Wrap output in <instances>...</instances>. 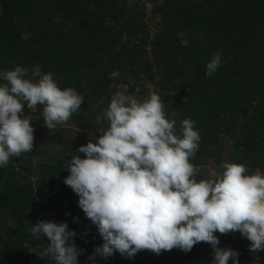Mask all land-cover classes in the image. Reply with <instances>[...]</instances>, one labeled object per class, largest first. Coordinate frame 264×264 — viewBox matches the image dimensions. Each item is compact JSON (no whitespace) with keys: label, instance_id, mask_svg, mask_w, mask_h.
<instances>
[{"label":"trees","instance_id":"trees-1","mask_svg":"<svg viewBox=\"0 0 264 264\" xmlns=\"http://www.w3.org/2000/svg\"><path fill=\"white\" fill-rule=\"evenodd\" d=\"M179 31L187 34L186 46ZM217 51L221 63L206 77V63ZM16 65L27 68L29 76L36 67L50 72L61 89L72 87L81 95L80 107L68 119L81 128L106 129L104 110L116 91L157 94L177 130L182 119L194 121L200 140L189 159L197 181L206 179L207 164L220 173L225 156L243 164L248 174L264 171V0H0V71ZM113 70L119 72L115 78L109 76ZM42 107L25 102L21 115L40 124ZM221 135H228V149ZM41 157L32 149L0 168V264H54L40 256L47 237L33 239L29 232L38 220L67 221L76 232L73 242L84 250L78 261L91 264L88 256L101 237L95 225L82 221L77 195L63 183L68 173L62 159L51 163ZM214 235L218 247L237 251L238 264H264V250L252 253L239 231ZM211 260L206 242L188 252L173 248L158 255L139 250L131 259L119 253L95 257L96 264Z\"/></svg>","mask_w":264,"mask_h":264},{"label":"clouds","instance_id":"clouds-1","mask_svg":"<svg viewBox=\"0 0 264 264\" xmlns=\"http://www.w3.org/2000/svg\"><path fill=\"white\" fill-rule=\"evenodd\" d=\"M186 35L177 32L181 46L188 43ZM220 63L217 51L206 63L205 76ZM118 75L117 70L109 73ZM82 101L72 87L61 89L50 72L38 67L31 76L20 65L0 71V168L33 148V128L21 115L25 102L29 108L43 106V125L51 130ZM104 115L106 129L95 142L89 139L76 148L63 178L102 240L88 256L91 264L97 256L106 259L114 253L131 259L139 250L188 252L198 242L210 245L209 264H228L230 258L238 264L237 251L218 247L215 232L239 231L252 253L264 250V175L223 162L219 174L197 181L189 159L200 140L194 121L182 119L177 130L157 94L138 100L116 91ZM29 232L33 239H48L47 244L42 240L41 257L54 264H80L77 257L84 250L73 242L76 232L67 221L38 220Z\"/></svg>","mask_w":264,"mask_h":264},{"label":"rangeland","instance_id":"rangeland-1","mask_svg":"<svg viewBox=\"0 0 264 264\" xmlns=\"http://www.w3.org/2000/svg\"><path fill=\"white\" fill-rule=\"evenodd\" d=\"M142 8L145 10L147 14H149L150 10V4L145 3L142 4ZM127 94V93H126ZM128 95L133 96L134 98L138 100H143L147 98L148 96H139L134 93H130ZM26 119L30 120V124L33 128V150L38 149V152L42 153L41 159L44 160H49L51 159V163H54L56 158H61L63 162V169L67 171L66 169L68 166V163L70 162L71 157L74 155V152L76 148L79 145L85 144L88 142L89 139H92L93 142H95V137H98L100 135V132L102 133L104 131L101 126H97L96 124L98 121H101V116L97 115L94 119L95 123L94 126H84L85 128H81V126H77L73 124L70 121H66L60 124H57V126L54 129L48 130L44 125L43 122L41 121L39 124V121L35 118L31 119L29 117H23ZM37 121V122H35ZM41 125V128L38 127L37 125ZM53 133H57L56 139L55 137L52 140H46L45 138L49 135H52ZM222 145L224 148L228 149L229 144H230V139L228 138V135H221L220 137ZM65 151L62 156L60 155L61 152ZM65 155V156H64ZM76 155L83 157V153H76ZM36 157L33 159L36 162ZM227 156L224 157V162H236L234 160L230 161L226 159ZM206 171L202 170V172L205 174V177L208 178L212 174H218L219 172H216L214 168L207 164ZM260 174L264 175V171L259 172ZM68 175V174H67ZM66 175V176H67ZM65 176H62L64 178ZM48 218V216H47ZM87 218L82 219V221L87 222ZM89 225H92L90 222ZM78 226H82L81 224H77L75 227L76 229Z\"/></svg>","mask_w":264,"mask_h":264}]
</instances>
